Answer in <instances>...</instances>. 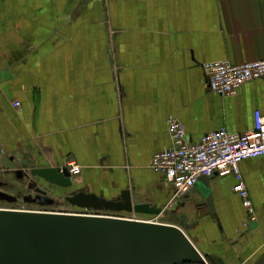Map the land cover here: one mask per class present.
I'll return each instance as SVG.
<instances>
[{
    "label": "crops",
    "instance_id": "obj_1",
    "mask_svg": "<svg viewBox=\"0 0 264 264\" xmlns=\"http://www.w3.org/2000/svg\"><path fill=\"white\" fill-rule=\"evenodd\" d=\"M259 59L264 0H0V172L23 159L30 167L76 161L81 171L59 189L63 198L129 190L133 204L161 212L103 211L179 226L208 264H264V155L239 162L250 220L233 173L209 176L210 205L202 182L174 197L150 165L173 145L171 116L189 141L222 126L253 129L264 77L221 95L203 65Z\"/></svg>",
    "mask_w": 264,
    "mask_h": 264
},
{
    "label": "water",
    "instance_id": "obj_2",
    "mask_svg": "<svg viewBox=\"0 0 264 264\" xmlns=\"http://www.w3.org/2000/svg\"><path fill=\"white\" fill-rule=\"evenodd\" d=\"M30 173L36 182L56 190L71 187L67 166L38 165ZM212 204L209 176H201ZM196 183V184H197ZM14 198L0 191V199ZM40 205H54L45 193L31 197ZM64 199L81 209L158 214L161 208L133 204L130 191L107 199L74 191ZM208 264L189 236L177 225L112 215L65 211L21 210L0 207V264Z\"/></svg>",
    "mask_w": 264,
    "mask_h": 264
},
{
    "label": "built area",
    "instance_id": "obj_3",
    "mask_svg": "<svg viewBox=\"0 0 264 264\" xmlns=\"http://www.w3.org/2000/svg\"><path fill=\"white\" fill-rule=\"evenodd\" d=\"M209 87L221 95H231L247 81L264 77V59L232 63L230 61H208L204 63ZM20 103L16 102L18 106ZM167 129L173 145L156 152L151 160V167L165 175L175 189L174 197H182L189 192L201 176L213 174L227 175L233 173L236 183L233 189L243 198L249 211V220L254 217V209L249 197L248 188L239 169V162L250 157L264 155V114L254 111V127L245 132H231L225 126L201 136L198 141H189L185 124L176 117L167 119ZM71 175L80 173L81 166L73 160L65 165ZM21 210H37L25 207L12 208ZM41 211H50L38 209ZM89 210V209H83ZM82 210V211H83ZM94 214L112 215L124 218L155 221V218H140L125 214L105 213L94 210ZM86 213L92 212H72ZM118 213V212H116ZM120 213V212H119ZM249 221L243 223L248 226Z\"/></svg>",
    "mask_w": 264,
    "mask_h": 264
},
{
    "label": "flooded vegetation",
    "instance_id": "obj_4",
    "mask_svg": "<svg viewBox=\"0 0 264 264\" xmlns=\"http://www.w3.org/2000/svg\"><path fill=\"white\" fill-rule=\"evenodd\" d=\"M27 164L28 163L26 160V163L19 165L11 171V173H13L14 177L18 181L17 185L16 183L12 184L7 180L0 179V191L14 196V198H11V200L4 198L0 199V201L8 202L9 204L13 205L26 204L39 206V203L37 202L38 200L34 201L31 197L38 198L42 193H45L47 195L49 185L47 184L48 186H46V184L36 182V178L31 175V168L28 169ZM50 187L51 189L53 188V192H58V190H56L54 187L49 186V188Z\"/></svg>",
    "mask_w": 264,
    "mask_h": 264
},
{
    "label": "rangeland",
    "instance_id": "obj_5",
    "mask_svg": "<svg viewBox=\"0 0 264 264\" xmlns=\"http://www.w3.org/2000/svg\"><path fill=\"white\" fill-rule=\"evenodd\" d=\"M7 164H15L11 161H6ZM23 163H26V159H23L22 161H19L17 162L16 166L18 167L19 165H22ZM27 163L29 164V162L27 161ZM27 164V168L30 169L31 167ZM14 170V169H13ZM12 170H7V171H4V172H0V179H4V180H7L9 181L10 183L12 184H15L16 185L18 184V181L16 180V178L14 177L13 173H11ZM25 181V180H24ZM42 184H45L43 182H40ZM46 186H48L46 184ZM50 186V185H49ZM48 186V193L47 195L51 196L54 194V195H58L57 193L61 192L60 190H58V192H53V188L51 189V187L49 188ZM65 191H62L59 196L60 198L56 199V204L54 205H40L39 206H34V205H13V204H9L8 202H3V201H0V207L1 208H21V207H25V208H29V209H44V210H50V211H65V212H92L90 214H94L95 211L93 209H89L88 211L87 210H83L81 208H77V207H74L72 206L69 202H67L63 196ZM55 198V197H54ZM83 210V211H82ZM101 211V210H100ZM160 220V218H159Z\"/></svg>",
    "mask_w": 264,
    "mask_h": 264
},
{
    "label": "bare ground",
    "instance_id": "obj_6",
    "mask_svg": "<svg viewBox=\"0 0 264 264\" xmlns=\"http://www.w3.org/2000/svg\"><path fill=\"white\" fill-rule=\"evenodd\" d=\"M49 185V184H48ZM38 210V209H37Z\"/></svg>",
    "mask_w": 264,
    "mask_h": 264
}]
</instances>
